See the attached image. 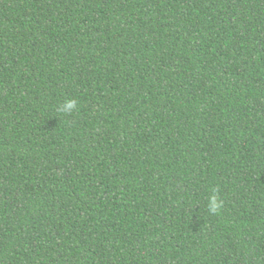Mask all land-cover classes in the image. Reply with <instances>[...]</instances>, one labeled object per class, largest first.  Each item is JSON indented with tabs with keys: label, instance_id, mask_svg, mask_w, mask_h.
Segmentation results:
<instances>
[{
	"label": "trees",
	"instance_id": "obj_1",
	"mask_svg": "<svg viewBox=\"0 0 264 264\" xmlns=\"http://www.w3.org/2000/svg\"><path fill=\"white\" fill-rule=\"evenodd\" d=\"M0 264H264V0H0Z\"/></svg>",
	"mask_w": 264,
	"mask_h": 264
}]
</instances>
